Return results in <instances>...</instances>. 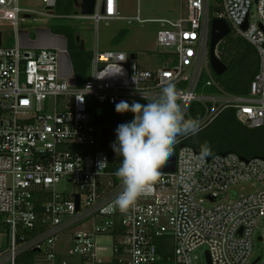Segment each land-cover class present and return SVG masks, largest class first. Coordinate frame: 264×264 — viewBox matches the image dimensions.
<instances>
[{
  "label": "built area",
  "instance_id": "built-area-1",
  "mask_svg": "<svg viewBox=\"0 0 264 264\" xmlns=\"http://www.w3.org/2000/svg\"><path fill=\"white\" fill-rule=\"evenodd\" d=\"M21 1L0 0V16L11 17L15 32L20 15L34 14ZM45 1L43 16L59 17L53 12L57 0ZM66 17L96 23L127 18L118 0H97L93 15ZM215 18L225 19L230 34L258 53L259 69L245 95L227 92L213 74ZM167 23L157 33L156 64L141 66L137 54L101 50L97 43L83 86L75 75L71 83L62 74L61 55L71 64L67 49L23 48L18 36L14 46H3L2 39L0 264H197L206 252L212 264H252L258 258L256 264H264V256L251 259L255 228L264 220L262 157L208 156L185 143L190 133L179 135L171 155L175 171L161 167L151 194L128 211L114 207L122 184L108 152L99 148L101 123L90 111V98L114 107L122 100L146 104L142 94L154 99L172 82L186 118L194 103L203 107L197 129L227 108H235L238 121L249 128L264 125V0H187L185 16ZM208 87L215 92L207 94ZM124 114L133 120V113ZM105 159L108 167H99ZM243 184L255 190L237 192V186L245 191Z\"/></svg>",
  "mask_w": 264,
  "mask_h": 264
},
{
  "label": "rangeland",
  "instance_id": "rangeland-1",
  "mask_svg": "<svg viewBox=\"0 0 264 264\" xmlns=\"http://www.w3.org/2000/svg\"><path fill=\"white\" fill-rule=\"evenodd\" d=\"M119 2L120 15L127 17L126 19H103L96 23L92 19L71 17L68 18V21L76 29V33L85 44L86 50L92 53L98 43L101 50L122 49L137 54L138 62L141 66L156 64L160 58L156 52L157 33L161 29L168 27L167 21H176L180 17L185 16L187 0H120ZM20 6L34 11V14L29 18H25L23 15L19 16L17 32L13 30L10 24L11 17L8 14L0 16L3 46H14L18 36L23 48L44 46L56 49L66 48L65 38L62 35L54 34L50 28L52 24L62 21L63 18L44 17L43 14L48 12L45 0H22ZM54 14L56 13L54 12ZM75 14H81L80 9L76 6H74L72 12V15ZM137 15L143 21L133 18ZM121 31H126L127 35L121 42L116 43L115 38ZM232 35L237 37L235 34ZM48 42H50V45H48ZM223 42L224 40L221 43ZM61 62L62 74L69 82L74 83V74L66 54L61 55ZM242 186L245 187V191H241V186L235 187V190L239 193L255 190L250 184H243ZM68 188L71 189V186ZM258 235L264 236V220L255 228V246L251 256L252 260L259 256H264V240L262 242L258 240ZM3 247L4 244L0 243V249ZM199 254H202V252ZM202 255L197 264H208L205 254L203 253Z\"/></svg>",
  "mask_w": 264,
  "mask_h": 264
},
{
  "label": "trees",
  "instance_id": "trees-1",
  "mask_svg": "<svg viewBox=\"0 0 264 264\" xmlns=\"http://www.w3.org/2000/svg\"><path fill=\"white\" fill-rule=\"evenodd\" d=\"M74 6L75 0H57L54 12L57 15L69 16L72 15ZM50 28L54 34L66 38L73 73L78 85L83 86L90 75L93 53L86 50L85 46H81L76 29L67 19L55 22ZM126 35V31H121L115 38L116 43L121 42ZM218 56L228 66L227 72L222 76L216 75L213 71L222 88L237 95L249 93L251 82L259 69L256 49L245 39L230 34L219 44ZM206 79L204 76L199 91L203 90L202 86ZM205 91L212 93L215 89L208 87ZM89 107L98 123L122 124L131 121L128 114L117 113L111 104H101L90 98ZM191 116L195 119L204 116V109L199 103L191 106ZM185 143L208 156L234 152L243 158H264V125L249 128L238 121L235 108H227L212 122L190 133ZM113 170L117 168L114 167ZM169 252L171 254V250ZM32 254V252L26 254L24 259L30 261Z\"/></svg>",
  "mask_w": 264,
  "mask_h": 264
},
{
  "label": "clouds",
  "instance_id": "clouds-1",
  "mask_svg": "<svg viewBox=\"0 0 264 264\" xmlns=\"http://www.w3.org/2000/svg\"><path fill=\"white\" fill-rule=\"evenodd\" d=\"M142 96L146 104L135 101L129 104L122 100L115 106L119 114H134L132 121L117 126L116 140L111 145L113 151L123 157L114 173L122 184V191L114 203L120 212L128 211L140 197L151 194L161 167L173 154L177 137L198 128V121L186 118L177 103L178 92L174 83H164L154 99ZM99 167H108L106 159Z\"/></svg>",
  "mask_w": 264,
  "mask_h": 264
},
{
  "label": "water",
  "instance_id": "water-1",
  "mask_svg": "<svg viewBox=\"0 0 264 264\" xmlns=\"http://www.w3.org/2000/svg\"><path fill=\"white\" fill-rule=\"evenodd\" d=\"M97 0H75V6L80 9L83 15H93L95 13ZM102 12H105L103 6ZM30 15H24L29 17ZM246 28V25L244 26ZM231 33L229 24L225 19L215 18L211 23V40H210V66L216 75L222 76L227 70L228 66L219 58L216 54L218 45ZM2 45V32H0V46ZM83 45V44H82ZM132 58H135V53L132 54ZM119 124H104L101 123L98 126L99 148L105 150L109 154V164L112 167H118L123 160L122 156H118L111 147L112 143L116 140L115 129ZM176 167L175 156H170L165 164L162 166V170L166 172H174ZM212 199V198H211ZM206 259L208 264H212L209 252H206ZM260 258L254 261L252 264H256Z\"/></svg>",
  "mask_w": 264,
  "mask_h": 264
},
{
  "label": "crops",
  "instance_id": "crops-1",
  "mask_svg": "<svg viewBox=\"0 0 264 264\" xmlns=\"http://www.w3.org/2000/svg\"><path fill=\"white\" fill-rule=\"evenodd\" d=\"M120 0H118V9H120V2H119ZM30 17V16H29ZM29 17H25V18H29ZM60 18H65V19H67L68 20V17H66V16H59V17H56L55 19H60ZM72 18H74V17H72ZM70 23V22H69ZM59 35V34H58ZM63 36V35H62ZM64 37V36H63ZM65 38V37H64ZM2 39H3V34H2ZM77 39L79 40V42L81 43V46L83 47L85 44L83 43V41H81V39H80V36L78 35V37H77ZM65 40H66V38H65ZM16 43V42H15ZM49 44L48 45H50V42H48ZM83 44V45H82ZM66 45H67V40H66ZM65 49H67V46H66V48ZM68 50V49H67Z\"/></svg>",
  "mask_w": 264,
  "mask_h": 264
}]
</instances>
